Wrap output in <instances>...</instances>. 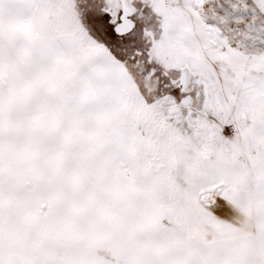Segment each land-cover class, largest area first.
Masks as SVG:
<instances>
[{
  "label": "snow or ice",
  "instance_id": "6c2138e0",
  "mask_svg": "<svg viewBox=\"0 0 264 264\" xmlns=\"http://www.w3.org/2000/svg\"><path fill=\"white\" fill-rule=\"evenodd\" d=\"M0 264H264V0H0Z\"/></svg>",
  "mask_w": 264,
  "mask_h": 264
}]
</instances>
